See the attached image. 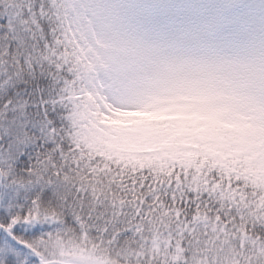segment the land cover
Here are the masks:
<instances>
[{
    "label": "snow or ice",
    "instance_id": "snow-or-ice-1",
    "mask_svg": "<svg viewBox=\"0 0 264 264\" xmlns=\"http://www.w3.org/2000/svg\"><path fill=\"white\" fill-rule=\"evenodd\" d=\"M257 26L264 0H0V264H264V144L146 119L123 48Z\"/></svg>",
    "mask_w": 264,
    "mask_h": 264
},
{
    "label": "rangeland",
    "instance_id": "rangeland-1",
    "mask_svg": "<svg viewBox=\"0 0 264 264\" xmlns=\"http://www.w3.org/2000/svg\"><path fill=\"white\" fill-rule=\"evenodd\" d=\"M123 48L134 68L127 82L129 94L159 109L150 120L174 122L172 130L180 134L226 129L249 148L264 144V31L258 26L234 45L196 35H129ZM217 117L228 123L221 124Z\"/></svg>",
    "mask_w": 264,
    "mask_h": 264
},
{
    "label": "trees",
    "instance_id": "trees-1",
    "mask_svg": "<svg viewBox=\"0 0 264 264\" xmlns=\"http://www.w3.org/2000/svg\"><path fill=\"white\" fill-rule=\"evenodd\" d=\"M188 131H189V130H188ZM188 131H187V132H188ZM185 134H186V133H185ZM187 134H188V135H194V134H192L191 132H188Z\"/></svg>",
    "mask_w": 264,
    "mask_h": 264
}]
</instances>
